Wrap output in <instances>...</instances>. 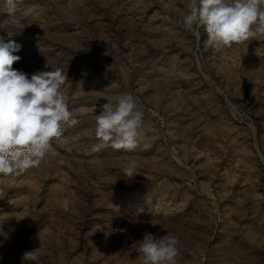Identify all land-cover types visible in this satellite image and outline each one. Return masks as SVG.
<instances>
[{"label":"rangeland","instance_id":"obj_1","mask_svg":"<svg viewBox=\"0 0 264 264\" xmlns=\"http://www.w3.org/2000/svg\"><path fill=\"white\" fill-rule=\"evenodd\" d=\"M185 14V0L0 4V37L21 46L13 68L67 72L78 121L39 168L0 177V264L29 250L25 264H142L145 232L176 236L177 264H264V40L215 50ZM121 94L144 135L94 151L96 115Z\"/></svg>","mask_w":264,"mask_h":264},{"label":"clouds","instance_id":"obj_2","mask_svg":"<svg viewBox=\"0 0 264 264\" xmlns=\"http://www.w3.org/2000/svg\"><path fill=\"white\" fill-rule=\"evenodd\" d=\"M23 0H0L8 15H14ZM184 27H202L207 34L205 46L215 50L230 49L250 40H264V0H185ZM12 35V34H11ZM21 46L0 37V177L21 176L39 168L48 156L54 140H61L65 125L78 123L69 111L60 91L68 79L57 67L37 70L28 75L13 68L21 60L15 55ZM46 67H48L46 65ZM94 151L111 145L114 149L134 150L144 133L143 112L131 94H121L107 101L96 115ZM122 172L128 179L139 175L138 164L129 161ZM135 252L142 264H177L181 247L178 238L167 233L156 236L145 232ZM38 261L36 250L23 254L22 264Z\"/></svg>","mask_w":264,"mask_h":264}]
</instances>
